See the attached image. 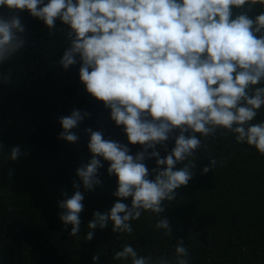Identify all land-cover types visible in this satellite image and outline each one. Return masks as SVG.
Here are the masks:
<instances>
[{"label": "clouds", "instance_id": "9594fccd", "mask_svg": "<svg viewBox=\"0 0 264 264\" xmlns=\"http://www.w3.org/2000/svg\"><path fill=\"white\" fill-rule=\"evenodd\" d=\"M257 4L264 6V0H0V7L27 11L42 21L49 36L57 20L67 26L68 46L59 65L68 70L79 63L86 92L110 110L111 121L122 127L129 144L141 146L133 155L128 145L105 139L102 131L84 129L91 159L76 170L74 194L58 202L63 210L59 218L65 230L71 225V237L81 227V185L91 192L102 184V161L109 163L108 175L117 177L113 196L118 199L110 210L93 213L85 241L109 224L113 233L131 235V221L146 211L160 217L155 229L171 235L164 202L175 201L176 190L189 184L194 153L217 132L234 135L237 144L264 156V121L252 123L264 107V11L251 15ZM24 32L18 15L0 16V64L25 46ZM0 80L9 83L10 75ZM90 116L74 109L61 117L59 138L77 143L79 136L72 130ZM173 139L169 151L167 142ZM20 155L19 146L13 147L9 159ZM153 158L156 167L150 173L145 161ZM216 165L210 159L201 174ZM129 197L130 206L122 202ZM188 257L180 239L174 261L139 255L130 244L113 258L130 264H189ZM98 259L92 257L94 264Z\"/></svg>", "mask_w": 264, "mask_h": 264}, {"label": "trees", "instance_id": "16d2710c", "mask_svg": "<svg viewBox=\"0 0 264 264\" xmlns=\"http://www.w3.org/2000/svg\"><path fill=\"white\" fill-rule=\"evenodd\" d=\"M261 11L264 6L257 4L251 15ZM11 15H18L25 26L22 35L27 42L0 64V77L10 75L9 83L0 80V264H94V255L99 256L95 264H130L113 258L125 244L153 260L174 261L180 239L188 249L189 264H264V156L253 147L237 144L234 135L225 137L220 132L204 139L206 147L194 153L189 184L176 190L175 201L164 202L171 235L155 229L160 217L146 211L131 221V235L113 233L109 224L95 229L94 238L85 241L93 213L110 210L118 199L113 196L117 177L108 175L109 163L102 161V184L91 192L81 185L85 196L81 227L78 236L71 237V225L65 230L59 218L63 210L58 202L74 194L72 182H79L76 170L91 159L84 129L102 131L105 139L128 145L133 155L141 146L129 144L122 127L111 121L110 110L86 92L79 79V63L68 70L59 65L68 46L67 26L57 20L49 36L44 23L27 11L0 7V16ZM74 109L91 116L72 130L79 136L72 144L59 138L63 131L59 119ZM261 121L264 107L252 123ZM174 143V139L167 142L169 151ZM16 146L21 155L13 161L9 154ZM157 150L161 157L166 155L159 145ZM212 158L217 160L216 167L202 175ZM145 163L150 173L156 167L154 158ZM122 202L130 206L131 197Z\"/></svg>", "mask_w": 264, "mask_h": 264}]
</instances>
